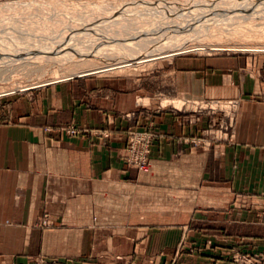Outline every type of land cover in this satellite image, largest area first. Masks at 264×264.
Listing matches in <instances>:
<instances>
[{
  "label": "crops",
  "instance_id": "obj_1",
  "mask_svg": "<svg viewBox=\"0 0 264 264\" xmlns=\"http://www.w3.org/2000/svg\"><path fill=\"white\" fill-rule=\"evenodd\" d=\"M174 57L51 84L0 119V264H264V59ZM157 94L238 100L234 137L201 150L209 119L151 107ZM68 123L96 133L42 132ZM149 126L143 174L124 157L128 131Z\"/></svg>",
  "mask_w": 264,
  "mask_h": 264
},
{
  "label": "rangeland",
  "instance_id": "obj_2",
  "mask_svg": "<svg viewBox=\"0 0 264 264\" xmlns=\"http://www.w3.org/2000/svg\"><path fill=\"white\" fill-rule=\"evenodd\" d=\"M41 1L44 0H0V7L13 5L16 7V5L26 2L35 3ZM238 1L240 8L237 9L235 15L225 20L216 21L215 19L214 22L208 25H201L200 23L199 27H201L199 30L183 31L181 36L182 38H188L197 33H201L204 39L202 38L203 36H199L200 38L198 40L197 36L196 39L190 42L187 41L188 43L186 45H181L179 48L177 47L178 49L165 50L159 54H153V46L151 47V45L146 44L145 47H142L144 49L138 52L137 56L139 58L120 63L117 62V59H94L95 57L92 56L91 58L88 54L85 55L86 57L83 55L85 58L82 56V59L77 61L68 59L65 62H59V59L54 60L52 58L41 59L40 61H35V59H22V50L43 41L44 38L41 35L42 31L38 30L45 29L43 27V29L38 28L33 30L29 28L27 32V27H32V22H34L31 21L33 19L32 14L27 16L25 13L22 14L18 11L21 15L20 18H17H29L31 22L15 21L17 19H14L15 22H20V24H24L25 26L23 25L18 28H16V26H10L11 28L9 27L3 31L0 30V48L11 51V54L6 55V57H0V66L3 67L0 68V119L11 120L12 118V120H14L13 114H11L10 111L17 100H20L21 103L22 100H24V104L30 105L36 98L38 91L51 84L67 82L72 79H112L115 78V76L154 74L158 72L159 69L165 67L168 62L173 60L175 55L184 56L192 54L202 57L222 55L235 56L242 59H264V0H66V3L59 7H64L73 11L77 10L73 13L81 15L85 23L104 24L111 29L113 28L115 33L118 34L117 36H124L135 30L153 34L157 32L158 29L163 28L164 30L165 27L171 24L177 26L176 29L178 30L186 29V26L183 25L185 23L188 24L190 28H194L193 24L190 22L194 21L197 17L198 22L199 18L207 16L208 14L215 13V15H217L218 13H224L223 11H228V16L231 15L236 9ZM64 13L66 12H63V15L66 16ZM44 23L48 25V22ZM49 26L54 31L59 29L52 25ZM23 28H25V30H23ZM86 28H89V30L91 29V27ZM98 29L99 28H93L94 31L92 33L96 34H94L92 38H96V35H100V37H98L100 38V43H102L101 41L103 40L110 41H103L104 43L106 42V46L104 43H99L100 46L108 48V44L111 45L112 43L111 37L105 34V31H99L98 34ZM100 29H106V27H100ZM69 32L71 33L70 35L73 34L72 31ZM69 32L67 30V35L65 36H69ZM78 33L79 35L82 34L81 32ZM205 35H210V37H205ZM56 38L55 36H51L50 40H56ZM169 38L171 42L176 40L175 37ZM78 42L79 40H76L75 45L80 48L88 44L89 41L83 40L79 44ZM121 42L117 43L120 44ZM117 43L114 44L115 47L118 45ZM17 44L22 45L24 48L20 49L22 47L17 46ZM55 45H57L54 46L55 49L63 48L58 47V43ZM134 45L135 49L138 50V44L135 43ZM54 47L51 48L53 49ZM118 47L119 46L116 48ZM15 49L18 53L14 51ZM249 69L251 72L254 71L252 73H255V65L250 64ZM155 84L158 85V82H153L152 88H158L155 87ZM156 92H159V90H156ZM158 94L160 95V93ZM158 94L156 98L153 99V103L150 104L151 107H153L154 104L156 107H164L165 109L171 107L177 109L181 108L185 114L190 112L195 115L197 119L202 117H207L209 119L210 123L201 131V136L197 144L201 150H215L212 144L216 143L215 146H217V144L234 137V116L237 110L238 100L183 102L176 101V99L165 101L164 97H159ZM140 103H142L141 105H146V107L149 105L147 100H142ZM132 117L133 115L126 116L127 119H131ZM151 128L152 126H149L148 129L130 130L127 135L126 154L124 157L125 162L129 167L143 174L149 173L152 169L150 152L154 144L155 136L153 134V128ZM42 132L44 135L55 137L66 136L69 138L81 136L85 133H96L85 128H79L73 123H68L61 127L46 126L42 128ZM134 132L151 136L148 146L149 153L147 156L150 163L148 171L138 170V168L127 159L129 155L127 143L132 138ZM216 153L218 158V150ZM218 162H220V160H218ZM36 225L38 228H49L50 223H47L46 217H44ZM117 260L120 259L117 258Z\"/></svg>",
  "mask_w": 264,
  "mask_h": 264
},
{
  "label": "bare ground",
  "instance_id": "obj_3",
  "mask_svg": "<svg viewBox=\"0 0 264 264\" xmlns=\"http://www.w3.org/2000/svg\"><path fill=\"white\" fill-rule=\"evenodd\" d=\"M65 3H66V0H57V1L44 0L41 2H35V3L34 2L33 3H27V2L22 3V4L16 5V7H14V5L0 7V17L2 18V19L0 18L1 19L0 21L1 31L8 29L10 26L12 27L16 26V28H18L24 25V24H20V22H15V21H21V22L34 21L32 22L33 23L32 27L31 26L27 27V32L29 28L33 30V29H38V28L43 27L45 29V30H38V31H42L41 35L44 38L43 41L37 45L26 47L27 49L25 48L24 50H22L23 51L22 59H31V60L35 59V61L37 60L40 61L41 59L52 58L54 60L59 59L58 60L59 62H65L68 59L77 61L79 59H82L81 57L83 55L85 56L86 54H88L89 56H91V58L92 56L95 57L94 59H97V58L98 59H111V60L117 59L118 60L117 62L119 63L128 62V61L133 60L134 58H139L137 54L138 52H140L141 49L142 50L144 49L142 47H145L146 44L151 45V47L153 46L152 47V51H154L153 54H159V53L164 52L165 50L168 51L169 49H172V50L178 49L179 46L186 45L188 43L187 41L190 42L191 40L196 39L197 36L199 40L200 38L199 36L201 37L203 36V34L201 33H197L196 35H193L188 38H182L181 36H182L183 31L199 30L201 27V26L199 27L200 23L201 25H204V24L208 25L209 23L214 22L215 19L216 21L225 20L228 17L235 15V13L237 12V9L240 8V4L238 1L236 9L229 16H228L229 14L228 11L227 12L223 11L224 13H218L217 15H215L214 13L210 15L208 14L207 16H203L199 18L198 22H197V18H198L197 17L194 19V21L190 22L191 24H193L194 28H190L188 24L185 23L183 25L186 26V29L178 30L176 29L177 26H174L173 24H171L165 27L164 30L163 28L158 29L157 32L153 34H147L145 32L135 30V31L125 34L124 36L122 35L117 36L118 34L115 33L113 28L111 29L110 27H107L104 24L100 25V24L85 23L84 22L85 20L83 19L81 15H77L73 13L77 10L73 11L71 9L59 7L60 5L65 4ZM16 9H19V10H16ZM18 11L21 12L22 14L25 13L27 16H29V14H32L33 19L31 21L29 20V18L19 19L21 14ZM63 12H66L64 13L66 14V16L63 15ZM14 19H17V20L14 21ZM44 22H48L47 23L48 25H46ZM49 25L55 26V28L58 27L59 29L54 31ZM86 27H91V29L89 30V28H86ZM100 27H106V29H100ZM93 28L95 29L99 28L98 34H99V31L100 32L105 31V34L111 37V42L113 44L112 43L111 45L108 44L107 46L108 48L100 46V44L104 43L103 41H107V42H110V41L103 40L101 41L102 43H100L99 42L100 38H98L100 37V35L98 36L96 35V38H92V36L96 34V33L94 34L92 33L94 31ZM23 30H25V28H23ZM67 30L68 32L72 31L73 34L70 35L71 33L69 32V36H65L67 35L66 34ZM78 32H81L82 34L79 35ZM51 36L57 37L56 40H50ZM169 37H175L176 40L171 42L169 40L170 39ZM205 37H210V35H205ZM202 38L204 39V36ZM76 40H79L78 44L82 42L83 40H86L89 42L85 46L78 48V46L75 45ZM117 42H121V43L119 44ZM57 43H58V47H63V48L55 49L54 46H57L55 45ZM115 43L118 44V45L116 44L117 46H119L118 48H116L117 46L115 47L114 45ZM135 43L138 44V48H139L138 50L135 49V45H134ZM17 46L22 47V45H19V44H17ZM51 47H54V48L52 49ZM23 48L24 47L20 49H23ZM14 51H16V49ZM16 52L18 53V51ZM8 54H11V51L0 48V57H6V55ZM0 68H3V67L0 66Z\"/></svg>",
  "mask_w": 264,
  "mask_h": 264
},
{
  "label": "built area",
  "instance_id": "obj_4",
  "mask_svg": "<svg viewBox=\"0 0 264 264\" xmlns=\"http://www.w3.org/2000/svg\"><path fill=\"white\" fill-rule=\"evenodd\" d=\"M132 138L127 143V151L129 153L127 159L135 165L140 171H148L150 163L147 159L149 153V143L151 136L134 132Z\"/></svg>",
  "mask_w": 264,
  "mask_h": 264
}]
</instances>
